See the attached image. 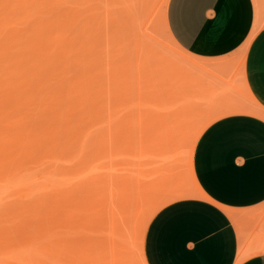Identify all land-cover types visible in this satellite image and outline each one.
I'll use <instances>...</instances> for the list:
<instances>
[{
  "label": "rangeland",
  "instance_id": "1",
  "mask_svg": "<svg viewBox=\"0 0 264 264\" xmlns=\"http://www.w3.org/2000/svg\"><path fill=\"white\" fill-rule=\"evenodd\" d=\"M143 2L0 0V264H144L154 214L198 195L195 131L220 116L208 68L170 40L167 0ZM131 193L144 199L117 259L113 208Z\"/></svg>",
  "mask_w": 264,
  "mask_h": 264
},
{
  "label": "crops",
  "instance_id": "2",
  "mask_svg": "<svg viewBox=\"0 0 264 264\" xmlns=\"http://www.w3.org/2000/svg\"><path fill=\"white\" fill-rule=\"evenodd\" d=\"M166 20L220 116L190 162L202 192L154 214L146 264H264V0H169Z\"/></svg>",
  "mask_w": 264,
  "mask_h": 264
},
{
  "label": "bare ground",
  "instance_id": "3",
  "mask_svg": "<svg viewBox=\"0 0 264 264\" xmlns=\"http://www.w3.org/2000/svg\"><path fill=\"white\" fill-rule=\"evenodd\" d=\"M142 1H144V0H137V2H142ZM147 0H145V2H143V3H141V4H145V5H141V7L143 8V10H146V11H148L149 10V7H150V5H151V3L149 2V3H147L146 2ZM154 1V0H153ZM169 2V0H167V3ZM138 4V3H137ZM137 4H135V8L137 7L136 5ZM149 6H148V5ZM153 4V3H152ZM143 6H145V7H143ZM152 6H154V5H152ZM146 7H148V8H146ZM146 8V9H145ZM151 9H153V7L151 8ZM135 10V9H134ZM136 12V13H135ZM134 13L136 14H134L133 16H136V18L138 17V19L137 20H140L139 19V17H140V14L139 13H142V12H139L138 14H137V9H136V11H135ZM151 14V13H150ZM138 15V16H137ZM133 18H135V17H133ZM135 20V19H134ZM136 21V20H135ZM138 22V24H139V21H137ZM165 24H166V26H167V20H166V16H165ZM168 31V30H167ZM168 35L170 36L169 38H170V40L172 41V43L177 47V48H179V50L181 49V47L173 40V38H172V36L168 33ZM182 50V49H181ZM163 120V119H162ZM173 122V121H172ZM177 123V122H176ZM162 124H165V123H162ZM161 124V126H163ZM166 125V124H165ZM167 125H170V124H167ZM166 125V126H167ZM177 125H180V124H177ZM171 126V125H170ZM173 128H174V126H173ZM173 128L171 127V129L169 128V127H166V130H165V132H164V134L162 135V137H161V141H160V143H161V149L163 150V149H165V147L168 145V144H175L176 143V137H177V130L175 131V130H173ZM176 128H178V130H179V128L180 127H176ZM162 129H164V127L162 128ZM204 130V128L203 127H201V128H198L196 131H195V144H196V141H197V139H198V137L200 136V134L202 133V131ZM162 132H163V130H162ZM180 132V131H179ZM180 135V134H179ZM158 137H160L159 135H158ZM157 137V138H158ZM158 141V140H157ZM159 142V141H158ZM195 144H194V146H195ZM160 147V146H159ZM177 147V146H176ZM175 147V148H176ZM159 149V148H158ZM175 151V150H174ZM193 151H194V147H193V150L191 151V158H192V155H193ZM171 152V151H170ZM157 154V153H156ZM165 154H166V150L164 151V153H160V154H157V160H158V157H159V155L160 156H163V158H164V156H165ZM176 154V153H175ZM178 155V154H177ZM168 156H170L169 155V153H167V156H166V158L168 157ZM156 157V155L154 156V158ZM169 158H171V156L169 157ZM165 159V158H164ZM173 159V158H172ZM175 159H177L176 158V155H175ZM163 160V159H162ZM192 160V159H191ZM159 161V160H158ZM161 161V160H160ZM174 161H176V160H174ZM137 162V161H136ZM141 161L138 159V163H140ZM155 162V161H154ZM164 162V161H163ZM162 161L161 162H158V163H163ZM191 162V161H190ZM157 163V161H156V163L155 164H158ZM192 163V162H191ZM137 164V163H136ZM135 164V165H136ZM142 164V163H141ZM169 164H170V161H169ZM170 165H172V163L170 164ZM137 166L138 165H136V168H137ZM192 166V165H191ZM139 167V166H138ZM140 168V167H139ZM193 168V167H192ZM191 168V169H192ZM141 169V168H140ZM143 169V168H142ZM141 169V171L142 172H144V170H142ZM144 169H145V166H144ZM134 171H136V169H134ZM192 171L193 170H191V174H192V177H193V181L195 182V186L197 187V191L198 192H202V191H200V187H198V185L196 184V181H195V179H194V174L192 173ZM138 172V173H137ZM140 171H136L134 174L135 175H137V176H139V175H141V173H139ZM145 173V172H144ZM143 173V174H144ZM139 174V175H138ZM136 176V177H137ZM143 176V175H142ZM140 178H141V176H139ZM143 178V177H142ZM136 179H138V177L136 178ZM135 179V180H136ZM139 181V180H138ZM125 182V181H124ZM128 182V181H127ZM126 182V184H128ZM140 182V181H139ZM138 182V183H139ZM144 182V181H143ZM142 182V184H144V186H146L145 184H146V182H144L143 183ZM125 184V185H126ZM137 182H135V184H133V186L132 187H136L137 185ZM140 184V183H139ZM148 185L147 186H149V183H147ZM141 185V184H140ZM123 186V185H122ZM122 186H120V187H122ZM128 186V185H127ZM126 186V187H127ZM146 186V187H147ZM129 187V186H128ZM131 187V186H130ZM152 187V186H151ZM144 189H145V187H143ZM127 189V188H126ZM130 190H131V188H129ZM135 189H137V187L135 188ZM121 190V189H120ZM128 190V189H127ZM133 191V190H132ZM136 191V190H135ZM141 191H143V190H141ZM141 191L139 192V189L136 191L137 193H141ZM146 191H148V190H146ZM149 191H151V189L149 190ZM149 191H148V193H149ZM123 192H126V191H123ZM119 193H120V191H119ZM185 193H189V192H185ZM184 193V194H185ZM121 194H123V193H121ZM133 196H132V198L134 197V193H131ZM143 194V193H142ZM191 195V194H190ZM136 196V195H135ZM142 196V195H141ZM187 196V195H186ZM119 197V196H118ZM127 196H125V197H123V198H119L117 201V203H116V205H115V207L113 208V214H112V219H111V228H112V232H111V234L109 235V236H111V239L109 240V241H111V243H110V247H111V249H112V251L111 252H113L112 254L115 256H119V255H122L125 251H127L128 250V243H129V241H130V237H131V229H132V224H133V218L135 217V214L139 211V209H140V207L138 206V204H136L137 202L139 203V201H143L142 199H144L143 197H142V199L140 200L139 198H141V197H139L138 198V196H136V199H138V200H135V197H134V199H132L131 197V199L132 200H135V202L134 201H132V200H130V199H128V198H126ZM144 197H146V193L144 194ZM189 197V196H188ZM140 205V204H139ZM142 209V208H141ZM152 213H153V211H152ZM111 215V214H110ZM149 217H150V214H149ZM145 219H147L146 217H145ZM150 219V218H149ZM110 238V237H109ZM130 245V244H129ZM128 247V248H127ZM129 251V250H128ZM127 251V252H128ZM125 255H126V253H125ZM122 257H124L123 255H122ZM117 259H121L120 258V256L117 258ZM125 261V260H124ZM143 262H144V264H146V261H145V258H144V247H143Z\"/></svg>",
  "mask_w": 264,
  "mask_h": 264
}]
</instances>
